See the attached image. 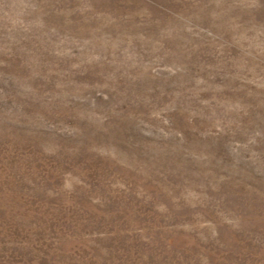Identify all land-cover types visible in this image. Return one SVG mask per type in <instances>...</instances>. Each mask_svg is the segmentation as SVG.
I'll list each match as a JSON object with an SVG mask.
<instances>
[{
  "label": "rangeland",
  "instance_id": "374dc122",
  "mask_svg": "<svg viewBox=\"0 0 264 264\" xmlns=\"http://www.w3.org/2000/svg\"><path fill=\"white\" fill-rule=\"evenodd\" d=\"M0 264H264V0H0Z\"/></svg>",
  "mask_w": 264,
  "mask_h": 264
}]
</instances>
